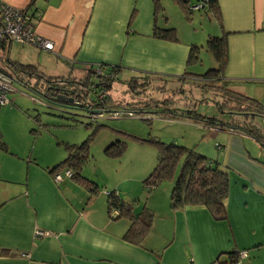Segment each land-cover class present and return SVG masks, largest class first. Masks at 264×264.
Segmentation results:
<instances>
[{
  "label": "crops",
  "instance_id": "1",
  "mask_svg": "<svg viewBox=\"0 0 264 264\" xmlns=\"http://www.w3.org/2000/svg\"><path fill=\"white\" fill-rule=\"evenodd\" d=\"M0 2L17 9L33 4L36 33L54 45L52 51H46L20 44L24 47L16 58L11 53L13 42L7 40L0 48V60L25 64V59L38 54L37 62L29 64L51 77H75L84 68L100 64L120 65L122 75L130 77L195 74L190 68L197 63L189 64L192 47H199L194 41L180 38L176 27L172 28L178 42L153 37L156 25L167 28L169 24L163 18L169 0ZM172 2L184 16L179 3ZM217 2L223 23L214 17L219 36L228 33L225 77L229 89L264 106V0ZM190 4L191 0L188 9ZM228 133L249 146L259 144L264 152L254 138L232 130ZM5 141L0 133V264H228V254L239 251H247L243 264H264V162L258 159L238 153L237 163L223 160L220 164L231 181L226 220L215 221L205 208L173 211L168 194L162 197L161 208L160 198L155 200L152 230L144 244L137 246L124 240L128 226L110 218L109 191L101 189L90 200L89 192L75 180L54 181L50 170L65 158L26 160ZM222 148L223 159H227L228 149L218 146V150ZM114 192L125 203H132L119 189ZM158 217L165 223L159 235L161 244L154 242L150 247L145 242L156 237ZM37 231L47 235L37 236Z\"/></svg>",
  "mask_w": 264,
  "mask_h": 264
},
{
  "label": "trees",
  "instance_id": "2",
  "mask_svg": "<svg viewBox=\"0 0 264 264\" xmlns=\"http://www.w3.org/2000/svg\"><path fill=\"white\" fill-rule=\"evenodd\" d=\"M176 1L186 16L191 13L190 7L188 9L190 0ZM32 5L28 8H31ZM204 10L210 12L219 24L223 25L217 0H209L208 6ZM153 37L178 42L177 32L172 27L159 28L156 25ZM227 37L228 33L224 31L221 36H209L208 38L206 47L217 62L216 69H209L203 74L185 73L177 77L154 73H144L139 77H132L124 84L135 98L125 104L113 102L110 94L113 84L120 81L124 71L120 65H98L100 69H105L106 78L96 74L94 70L98 66L93 65L84 68L81 78L51 77L44 74L37 65L6 60H0V72L13 82L42 96L50 104L87 108L90 112L91 122H96L100 118L95 120L90 115L97 116L99 113L162 109L163 112L156 113H160L165 119H191L203 123L210 129L227 127L229 130L254 138L264 148V130L255 121L258 117H264V106L256 99L230 90L225 77V69L228 64ZM199 50L200 47H192L189 57L190 65L199 62ZM154 83L160 85L161 88L158 86L153 88ZM152 89L162 92L164 99L152 97ZM93 94L97 98L91 100ZM199 96L201 97L199 101H213L219 105L223 113L227 111L231 121L222 124L214 118L197 114L195 107L198 101L196 97ZM144 97H148V101H144ZM154 143L158 148V163L150 176L145 179V188L154 190L166 180H175L170 196L173 211H181L186 208H205L215 221L226 220V201L230 197L231 188L229 172L220 167L218 162L210 160L195 149L174 144L167 145L160 141ZM118 145H120L117 148L118 155H120L125 147L121 143ZM116 147L117 143L110 146L108 151ZM65 151V159L51 169L50 174L54 177L56 174L70 169L73 172L72 180L89 192L90 200L98 196L102 189L101 186L83 175V166L89 159L88 143L65 144ZM180 162L182 165L178 174L177 169ZM108 214L112 220L122 218L128 220L129 227L124 235V240L133 245H142L153 227L154 214L147 207L136 214L133 205L125 203L114 191L108 192ZM240 252L228 254L230 263L237 260Z\"/></svg>",
  "mask_w": 264,
  "mask_h": 264
},
{
  "label": "rangeland",
  "instance_id": "3",
  "mask_svg": "<svg viewBox=\"0 0 264 264\" xmlns=\"http://www.w3.org/2000/svg\"><path fill=\"white\" fill-rule=\"evenodd\" d=\"M197 2L198 0H191L190 6L196 5ZM164 5L166 13L163 18L169 19L167 27H176L180 38L192 40L200 47V60L190 68V71L195 74H203L209 69H216L217 62L206 47L209 36L220 35L216 19L204 9L193 11L187 19L174 6L172 0ZM21 45L13 42L12 57L18 58L19 50L25 46ZM36 60H38V54L29 60L25 59L24 63H35ZM44 60L43 58L40 62L43 63ZM40 70L44 71L42 68ZM46 75L48 74L46 73ZM81 76L75 74L77 78H81ZM135 77L139 76L135 75ZM130 78H132L130 75H122L120 81L113 84L110 91L113 102L125 104L133 101L135 97L124 84ZM12 86L14 90L8 95L11 103L3 107L0 114V133L3 134L5 142H9L13 150L19 152L20 156L26 160L32 158V161L36 160L37 156L46 160H58V158L61 160L66 156L65 144L80 145L87 142L89 159L83 166V175L99 184L105 192L119 189V192L123 193L122 196L127 195L132 200L131 204H134L136 214L141 212L144 207L152 212L151 208L157 206L155 200L158 198H160L161 208L164 196L171 195L175 184V180H166L154 190L146 189L144 186L145 179L150 176L158 163V148L155 141L195 149L219 164H224L223 160L237 163L238 153L264 162V152L259 144L253 142L252 146H249L241 138L228 133L227 127L219 130L210 129L203 123L185 118L177 120L182 122L179 125L171 124L168 122L170 119H165L162 117L163 115L156 113L163 112L162 109L132 111L136 117L115 119L110 118L107 113L104 118L91 122L90 112L87 108L50 104L42 96L16 82H13ZM157 86L161 88L157 83L153 84V88ZM154 90H151L152 97L164 99L162 92ZM96 98L93 94L91 100ZM198 98L196 97L198 103L196 102L197 106L195 107L197 114L214 118L222 124L231 121L227 111L223 113L218 104L213 101H199L201 97ZM145 99L144 101H148V97ZM90 117L94 116L90 115ZM255 121L264 128L263 117H258ZM195 124L204 129L199 130ZM116 143L117 147L108 151V148ZM118 143L125 147L120 155H118L117 148L120 146ZM218 146H225L228 149L227 159H223L224 148L218 150ZM181 165L182 162L178 166V174ZM222 166L224 165H220V167ZM154 194L156 198L152 200L151 197ZM161 219L164 218L158 217L155 223L154 235L156 237L145 242L150 247L155 245L154 242L156 245L161 244L159 235L165 227V223ZM115 222L129 227V222L126 219ZM166 234L168 233L166 232Z\"/></svg>",
  "mask_w": 264,
  "mask_h": 264
},
{
  "label": "built area",
  "instance_id": "4",
  "mask_svg": "<svg viewBox=\"0 0 264 264\" xmlns=\"http://www.w3.org/2000/svg\"><path fill=\"white\" fill-rule=\"evenodd\" d=\"M209 0H198L196 5L190 7L192 11H200L208 6ZM35 14L32 8L17 9L0 2V47L3 41L15 42L22 45H33L46 51H52L54 45L51 41L46 40L39 36L35 31ZM94 72L100 76H105V69L99 68V66L94 70ZM13 81L7 76L0 72V111L3 107L11 103L9 99V93L13 89ZM107 113H99L94 116L93 119L104 118ZM108 116L110 118L119 117H136L132 112H127L124 110L109 112ZM73 172L70 169H66L62 173H58L54 176V181L56 183H62L64 179H72ZM37 236L43 237L47 233L43 231H37ZM247 257L246 251H241L235 262L229 264H243L242 260Z\"/></svg>",
  "mask_w": 264,
  "mask_h": 264
}]
</instances>
